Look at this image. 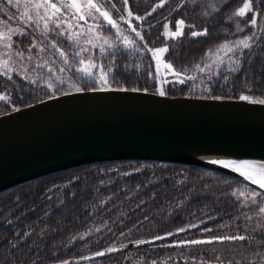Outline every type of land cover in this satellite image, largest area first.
Instances as JSON below:
<instances>
[{
    "label": "trees",
    "instance_id": "obj_1",
    "mask_svg": "<svg viewBox=\"0 0 264 264\" xmlns=\"http://www.w3.org/2000/svg\"><path fill=\"white\" fill-rule=\"evenodd\" d=\"M163 2L128 0L133 15L144 17L133 20L143 39L130 49L117 47L105 54L103 61L109 70L111 89H147L145 92L159 94L163 88L168 97L248 96L250 101L264 100V0H254L253 4L259 14L257 29L248 23L252 13L245 17L233 15L243 0H229L208 18H201L207 4L191 7L187 0ZM179 20L186 24L184 33L172 38L165 59L180 73L194 69L223 42L246 36L255 40L262 25L263 31L251 54L248 55L249 49L236 54L238 67L204 75L200 87L197 76L191 80L178 75L184 81L181 83L173 77L163 78L156 68L153 50L167 43L165 32L174 31ZM165 23H170L168 30ZM196 30L206 34L192 35ZM32 36L35 33L27 31L23 41L31 43ZM61 65L82 87L78 91L95 88L76 74L77 63ZM192 84H198L199 92H190ZM3 94L8 100L0 101V116L53 97L21 77L0 75V95ZM241 186L264 195L224 174L155 161L90 164L22 183L0 193V264H97L110 260L130 264L134 259L131 256L140 264L169 256L173 257L171 263L196 264L186 254L189 252L185 248L191 247V255L200 257V264L218 262L214 259L218 256L216 251L203 248L216 247L221 242H181L242 235L226 226L243 210L242 200L233 195ZM177 232L181 233L169 235ZM161 236L167 237L112 256L80 260L107 248Z\"/></svg>",
    "mask_w": 264,
    "mask_h": 264
},
{
    "label": "water",
    "instance_id": "obj_2",
    "mask_svg": "<svg viewBox=\"0 0 264 264\" xmlns=\"http://www.w3.org/2000/svg\"><path fill=\"white\" fill-rule=\"evenodd\" d=\"M262 31L263 25L248 55ZM213 160L264 162V103L103 89L51 97L0 116V193L57 172L116 161L198 167L264 192L259 184ZM159 240L114 246L80 260Z\"/></svg>",
    "mask_w": 264,
    "mask_h": 264
},
{
    "label": "rangeland",
    "instance_id": "obj_3",
    "mask_svg": "<svg viewBox=\"0 0 264 264\" xmlns=\"http://www.w3.org/2000/svg\"><path fill=\"white\" fill-rule=\"evenodd\" d=\"M141 2V0H137ZM148 1V0H142ZM229 0H187L188 6H195L197 3L201 4L204 7L201 18L211 17L213 14L217 13ZM56 2V0H54ZM110 15L119 25V31L115 28H112L110 25L104 24L102 18L99 21H93L91 18H88L87 23L79 20L78 18L73 19L72 11L69 9H62L61 15L63 16V22L60 23V26L57 27L55 23L51 20L48 21V29L44 28V22L41 21L38 25L33 23L25 22L23 13L26 10L24 8L25 3H28V0H19V6H17V0H13V4H8L7 0H0V32L6 31L4 27V22H7L8 27L19 30L17 34L12 36V48L5 49L0 45V54L11 52L12 56L9 58L7 55H2L0 58L9 60V67L11 71H8L7 74H3V69H0V75L12 78L13 76H18L24 79L27 82L34 84L36 87L41 89H46L49 94L53 97H57L61 94L73 93L75 91L83 90L80 84L75 80V78L70 75L62 63L78 64L75 67V72L78 76L92 82L95 85L94 89H111L110 75L109 70L104 65L103 58L107 52H111L117 47L132 48L139 41L140 37L136 35V32L132 31V28L135 27L136 31H140L136 27V23L133 21L136 18L134 15L128 16V11L131 10L129 5H125L122 2L116 3L115 0H105ZM162 2L161 4H163ZM122 4V5H120ZM114 5V7H113ZM121 6V7H120ZM29 11L31 7L29 6ZM41 12L43 9L40 10ZM35 15V12H32ZM98 15V14H97ZM123 17V19H120ZM259 14L257 13V19ZM234 19V18H233ZM229 22L232 21L231 18L228 19ZM96 23L104 24L102 28H95ZM170 23H165V28L169 29ZM83 27H80V26ZM167 26V27H166ZM186 24L183 26V33L185 30ZM93 27L94 31L89 32L88 28ZM258 23L255 28L257 29ZM130 30V32L128 30ZM142 29V28H141ZM176 30V29H175ZM174 30V31H175ZM35 33V36H32L31 43L23 41L25 33ZM172 31H166V41L162 47L158 48H169L170 41L172 38ZM194 32L205 33L204 30H196ZM22 33V34H21ZM199 36V35H196ZM248 39L247 42L252 45L254 40L253 36H246L227 40L223 42L218 48L209 52L206 57L201 61L191 71L177 72L175 69H167L164 67L165 63H169L165 59L164 53H156L153 50V58L156 64L157 71L160 76L163 78L173 77L176 80H179V75L194 79L195 76L199 78V86L202 87V82L204 75L211 76L215 73H218L223 68H232L238 67L240 64L239 60H236V54L248 50L250 47L245 48L239 41ZM125 38L128 41H134L133 44H128L125 46ZM91 41V43H89ZM107 41V43H105ZM170 43V44H169ZM103 48V51L101 50ZM87 49V51H83ZM16 52H22V56L15 55ZM63 53V55H61ZM79 53V55H77ZM57 56H56V55ZM158 57V58H157ZM83 59L84 64H81L79 61ZM91 61L92 64L96 67H91L89 64ZM66 67V65H64ZM80 68H87L89 72L93 74L92 77L84 75L80 72ZM203 69V71H201ZM106 75L107 83H101V77ZM51 85V86H49ZM198 84H192L190 87V92L197 93L199 92ZM85 91V90H84ZM2 96L8 97L3 94ZM191 97V96H190ZM0 100V101H7ZM241 191L244 192V195L241 196ZM234 193L242 200L243 210L239 215L235 217L230 222H227L226 226H231L233 231L237 234L240 233L246 237L247 240L241 241H228L227 243H220L218 246H211L209 248H203L204 250H210L211 253L216 251L218 256L214 259L218 262L210 264H259L260 256L257 255L261 251V245L264 243L262 241V234H264V215L259 213V208L264 206V195L253 191L246 187H238ZM255 194V202L252 200V196ZM235 227V228H234ZM181 246V245H180ZM184 246V245H183ZM180 250V249H179ZM189 253L188 260L200 264L201 258L191 255V249L185 248ZM219 254H224L223 257H220ZM130 260V264H140V261L134 256ZM190 258V259H189ZM170 259L173 257L169 256L168 259H156L151 260L156 264H177L171 263ZM88 264V263H80ZM97 264H118L110 260L109 262H98Z\"/></svg>",
    "mask_w": 264,
    "mask_h": 264
},
{
    "label": "snow or ice",
    "instance_id": "obj_4",
    "mask_svg": "<svg viewBox=\"0 0 264 264\" xmlns=\"http://www.w3.org/2000/svg\"><path fill=\"white\" fill-rule=\"evenodd\" d=\"M163 2V0H162ZM8 4H13V0H7ZM108 3H110V0H108ZM123 3L127 6L128 0H123ZM254 0H243V4L240 8H238L233 15L237 17H245L247 13H252L251 18L249 19L248 23H250L252 26H256L257 24V12L256 9L253 7ZM17 6H19V0H17ZM29 6L31 7V11H29ZM114 7V5H113ZM24 8L26 9L23 13V17L25 19V22L33 23V24H39L41 21L44 22V28L48 29V21L51 20L53 23L56 24L57 27L60 26V23L63 22V16L61 15L62 9H69L72 11L73 19L78 18L81 21H84L87 23L88 18H91L93 21H99L101 18L104 21V24L110 25L112 28H115L119 31V25L112 18L110 15V11L107 8L105 0H28V3H25ZM43 9L41 12L40 10ZM35 12V15L32 14V12ZM155 11V9H153ZM98 14V15H97ZM133 13L131 10L128 11V16H132ZM148 15H151V13H148ZM120 19H123V17H120ZM137 20L144 19V17H136ZM104 24L96 23L94 25L95 28H102L104 27ZM183 26L184 21L179 20L176 22V30L172 31L170 34L172 37H179L183 35ZM4 27L6 28V31L0 32V45L3 46L5 49H11L12 48V36L14 34H17L19 30H14L10 27H8L7 22H4ZM80 27H83L82 25ZM167 27V26H166ZM89 32L94 31L93 27L88 28ZM132 31L136 32V35L140 37V39H143V36H141V33L139 31H136V28L133 27ZM22 34V33H21ZM202 33L193 32L192 35H200ZM206 34V33H204ZM249 38H246L245 40L239 41L240 44H242L245 48L250 47V44L247 42ZM91 43V41H89ZM107 43V41H105ZM134 41H128L127 38H125V46L128 44H133ZM103 51V48L101 49ZM83 51H87V49H84ZM156 53H164L167 52V48H161L156 49ZM13 53L8 52L2 55H7L9 58L12 56ZM15 55L22 56V52H16ZM63 55V53H61ZM79 55V53H77ZM158 58V57H157ZM81 64H84V60L81 59L79 61ZM89 64L91 67H96V65L92 64L91 61H89ZM164 67L167 69L172 68V65L170 63H165ZM0 69H3V74H7L8 71H11L9 67V60L8 59H2L0 58ZM80 72L84 73V75L92 77L93 74L87 70V68H80ZM203 71V69H201ZM176 75H179V73H176ZM101 83L106 84L107 79L106 75L102 76ZM183 83L184 81H180ZM51 86V85H49ZM79 90V89H78ZM93 91L96 90H103V89H92ZM121 91H126L127 89H119ZM132 91H138V89H132ZM147 91V89H145ZM166 93L163 90V88L159 89V95L164 96ZM218 98V97H217ZM7 97L0 95V100H5ZM241 100H248L250 99L248 96H241ZM259 103H264V100L257 101ZM213 164H221L225 168H231L234 171L239 172V174L245 179L251 181L254 184H259L261 188H264V162L259 161H250V160H241V161H211ZM233 195H236V193H233ZM241 196L244 195V192L241 191ZM253 202H255V194L252 196ZM259 213L264 215V206H261L259 208ZM183 231V229L179 230ZM204 231H212L211 229H204ZM171 235V234H169ZM156 239H163V237H156ZM248 237L244 235H231V236H223V237H212L207 240H191L181 243H188V244H203L208 243L211 244L214 241L223 242L225 240L235 241V240H241L245 241ZM262 241H264V234H262ZM143 243V242H141ZM98 255H103V253H98ZM258 256H260V262L259 264H264V243L261 245V251L257 253ZM67 264V262H65ZM152 264H156L155 261L152 262Z\"/></svg>",
    "mask_w": 264,
    "mask_h": 264
}]
</instances>
